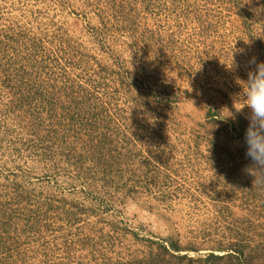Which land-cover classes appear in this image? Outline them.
I'll return each instance as SVG.
<instances>
[{
  "label": "trees",
  "instance_id": "obj_1",
  "mask_svg": "<svg viewBox=\"0 0 264 264\" xmlns=\"http://www.w3.org/2000/svg\"><path fill=\"white\" fill-rule=\"evenodd\" d=\"M107 2L116 23L129 35L127 48L135 59L172 58L175 51L168 42L173 36L167 41L140 20V12L149 9L148 0ZM232 2L239 18L253 17L242 0ZM42 51V38L15 26L0 28V147L19 129L24 138L17 133V155L32 150L31 157L36 156L40 168L44 166L39 170L46 176L55 169L68 171L69 185L85 201L34 194L20 180L1 186L0 264H264V224L253 220L264 214V175L252 168L246 155L247 118L231 106L236 117L224 122L218 106L208 104L205 120L195 121L189 138H184L190 126L179 120L180 106L196 98L197 91L166 84L145 66L136 80L126 82L127 74L109 70L96 57L84 63L85 57L73 53L64 62ZM174 59L180 69L181 63ZM115 63L120 65L118 59ZM91 64L94 75L87 77L82 73ZM109 77L117 82L116 91L122 88L129 100L140 105L145 119L128 116L112 97L100 94L101 82L109 86ZM179 128L184 129L179 133L184 159H199L204 144L207 154L202 156L212 171L198 188L216 210L222 224L217 234L222 238L208 235L211 246L205 256L190 255L201 254L202 248L183 244L165 213L157 216L168 231L166 236L143 224L139 227L144 233L114 224L98 227L103 218L95 224L84 222L83 217L99 213L123 215L130 202L140 206L142 194L159 191L156 199L170 203L173 194L161 189L176 184L181 171L174 163L179 152L165 144L164 132ZM237 140L243 147L234 148ZM237 209L246 216L238 217ZM116 231L131 235L141 248L117 252Z\"/></svg>",
  "mask_w": 264,
  "mask_h": 264
},
{
  "label": "rangeland",
  "instance_id": "obj_2",
  "mask_svg": "<svg viewBox=\"0 0 264 264\" xmlns=\"http://www.w3.org/2000/svg\"><path fill=\"white\" fill-rule=\"evenodd\" d=\"M148 1L149 9L140 12V20L151 32L163 34L167 41L173 36L174 40L168 42V48L175 51L170 59H135L127 48L129 35L125 29H121L120 23H116L115 12L110 11L107 0H0V28L15 26L30 36L42 38L43 55H51L54 59L61 57L65 62L63 58L70 59L73 53H77V58L85 57L83 62L88 63L96 57L109 70L127 74L126 82L136 80L145 66L149 73H157L166 84L197 91L196 98L180 106L182 116L179 120L190 126L186 128L188 134L184 138H189L195 121L205 120L206 107L210 104L218 106L226 122L227 116L231 115V106L237 109L243 106L235 103L236 94L242 91L238 81L248 79L249 71L256 67L253 60L256 63L264 62V0H242L244 8L250 10L253 16L247 21L238 17L232 0ZM174 58L181 63L180 69H176ZM117 59L119 66L115 63ZM93 70L95 67L91 64L82 74L91 77ZM129 71L132 72L131 76L128 75ZM108 80L109 86L105 81L101 82L103 87L100 94L112 97L111 101L123 107L128 116L134 114L139 119H145L140 105L129 100L122 88L116 91L117 82L111 77ZM248 112L247 108L240 111L245 118ZM182 129H167L164 132L165 144L175 146L179 152L174 163L175 168L181 171L176 184L161 189L173 194L170 203L156 199L159 191L152 195L142 194L138 199L141 207L130 202L123 215L117 212L99 213L98 217H83L84 222L89 220L95 224L103 218L96 224L98 227L108 228L114 224L144 233L139 227L143 224L158 235L166 236L168 231L157 216L159 212L165 213L175 223V232L183 244L190 242L202 248L201 254L191 252L190 255L195 258L205 256L211 246L208 235L212 233L214 237L222 238L217 234L219 230L222 231L219 229L222 224L216 218L215 208L198 188L212 175L202 156L207 154L206 145H202L199 159L195 158L192 162L184 159L185 147L179 140ZM16 131L10 133L6 143L0 147V187L20 180L34 194L44 192L45 196L56 200L70 197L83 203V196L69 185L68 171L55 169L53 175L46 176L45 172L40 173L39 170L44 166L40 168L39 162L34 159L36 156L31 157V149L22 150V157L17 155V133L24 137L19 129ZM232 144L234 148L243 147L241 140ZM91 197L95 199V196ZM88 204L90 206L87 202L85 205L89 208ZM236 215L244 217L246 213L237 209ZM253 220L264 224V214L260 215V219ZM114 234L117 252L133 253L141 248L131 235L125 237L118 231Z\"/></svg>",
  "mask_w": 264,
  "mask_h": 264
},
{
  "label": "clouds",
  "instance_id": "obj_3",
  "mask_svg": "<svg viewBox=\"0 0 264 264\" xmlns=\"http://www.w3.org/2000/svg\"><path fill=\"white\" fill-rule=\"evenodd\" d=\"M253 63L256 67L249 71L248 79L238 81L242 91L236 94L235 103L243 106L235 109L237 113L244 108L249 109L246 115L249 124L244 137L246 155L252 161V168L264 175V62L256 63L253 60ZM230 113L227 117L235 119L236 113Z\"/></svg>",
  "mask_w": 264,
  "mask_h": 264
}]
</instances>
